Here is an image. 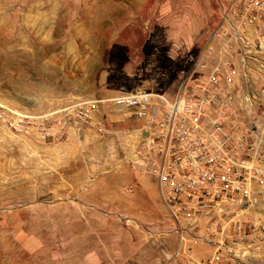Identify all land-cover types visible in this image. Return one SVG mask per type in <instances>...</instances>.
I'll return each instance as SVG.
<instances>
[{"label":"built area","instance_id":"1","mask_svg":"<svg viewBox=\"0 0 264 264\" xmlns=\"http://www.w3.org/2000/svg\"><path fill=\"white\" fill-rule=\"evenodd\" d=\"M174 95L137 89L103 102L141 122L120 132L95 118L97 101L57 113L0 99V129L50 143L75 129L107 142L109 171L128 165L154 179L169 225L158 235L174 238L159 264H264V0L229 2Z\"/></svg>","mask_w":264,"mask_h":264},{"label":"rangeland","instance_id":"2","mask_svg":"<svg viewBox=\"0 0 264 264\" xmlns=\"http://www.w3.org/2000/svg\"><path fill=\"white\" fill-rule=\"evenodd\" d=\"M230 1L0 0V99L27 104L45 83L54 87L49 97L56 100L64 86L85 78L101 98L141 89L173 102ZM30 4L45 11L32 15L33 30L26 27ZM82 23L84 37H76L75 27ZM21 38L27 46L19 45ZM71 40L78 59L66 56ZM53 54L57 59L47 62ZM49 107L28 108L42 112ZM101 118L119 132L141 125L108 103ZM106 178L92 195L69 201L39 199L28 205L0 194V264H159L165 240H174L158 235L169 226L164 212L155 208V221L129 217L133 221L126 223L122 210L137 206L122 205L121 197L139 199L137 187L129 190L133 181L119 172ZM109 199L113 204H101ZM263 210L258 213L264 215Z\"/></svg>","mask_w":264,"mask_h":264},{"label":"crops","instance_id":"3","mask_svg":"<svg viewBox=\"0 0 264 264\" xmlns=\"http://www.w3.org/2000/svg\"><path fill=\"white\" fill-rule=\"evenodd\" d=\"M34 6V4L26 5L25 9L26 27L31 30L35 26L32 15L45 13L44 10L35 9ZM28 15L30 16L28 17ZM53 31L54 27L50 26L47 39L51 40ZM84 31V23L76 25V37H84ZM24 40L27 39L21 38L20 46L28 45L27 41ZM43 40L44 38L41 39V42ZM66 52L67 57L73 53V60L80 58V55L75 52L73 40L67 43ZM52 58L47 62L55 61L57 54H53ZM67 77L68 75L64 74V78ZM87 84L86 79L82 78L75 86H64L63 91L58 94L59 99L51 100L49 96L54 87L41 83L37 86L36 95L29 98L27 104L11 100L9 102L13 107L25 108L30 107V105L47 103L50 107L46 111L59 113L61 110L80 102L97 101L99 102V111L96 112L95 118L102 119L101 108H104L102 103L115 96L101 98L102 96L96 95L98 91ZM86 133L90 135V132ZM137 143L138 140L132 138L126 149H120L121 155L119 157L125 154L124 161L126 163L135 160L134 153ZM106 147V141L91 140L90 137L86 139L82 133L75 129H70L67 139L59 143L44 142L34 136H15L0 129V194L13 201L24 200L28 205L37 203L39 199L45 201L51 199L75 200L85 194L92 195L102 182L109 180L108 178L105 179L108 174L119 172L124 177L128 176L130 182L133 181L129 183V190L133 191L134 185L139 194V199L133 195L125 194L121 197L122 205L131 208L137 206L131 211L122 210L124 214L139 222L155 221V208L159 212L161 209L164 212L159 200L156 182L151 177L128 165L122 168L115 167L109 171ZM144 197L146 201L143 200ZM110 203L113 204V199L101 204L110 205ZM259 215L264 220V215ZM29 248L33 249V246H29Z\"/></svg>","mask_w":264,"mask_h":264},{"label":"water","instance_id":"4","mask_svg":"<svg viewBox=\"0 0 264 264\" xmlns=\"http://www.w3.org/2000/svg\"><path fill=\"white\" fill-rule=\"evenodd\" d=\"M143 137H147V133H144V134H143Z\"/></svg>","mask_w":264,"mask_h":264}]
</instances>
